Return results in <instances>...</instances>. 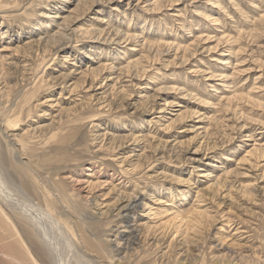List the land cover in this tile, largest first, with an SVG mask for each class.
I'll return each instance as SVG.
<instances>
[{"label": "rangeland", "instance_id": "obj_1", "mask_svg": "<svg viewBox=\"0 0 264 264\" xmlns=\"http://www.w3.org/2000/svg\"><path fill=\"white\" fill-rule=\"evenodd\" d=\"M254 145L264 0H0V264H264Z\"/></svg>", "mask_w": 264, "mask_h": 264}, {"label": "bare ground", "instance_id": "obj_2", "mask_svg": "<svg viewBox=\"0 0 264 264\" xmlns=\"http://www.w3.org/2000/svg\"><path fill=\"white\" fill-rule=\"evenodd\" d=\"M64 1H67V0H64ZM50 15V14H49ZM52 17H59L58 16V14H54V16H52ZM219 78V77H218ZM257 133H259V130H258V132ZM254 150H256V151H258V150H262V153L264 154V149H261V146H258V147H256L255 145H254ZM252 148V149H253ZM252 152V151H251ZM250 154V153H249ZM248 154V155H249ZM261 158H263V156L261 157ZM262 159H260V161H261ZM256 163H255V165L254 166H257L260 162L258 161H255ZM0 180H1V177H0ZM2 181V180H1ZM1 181H0V204L1 205H3L5 208H7L8 210H17L18 209V207H22L23 206V203L21 204L22 206H18V203L17 202H19V201H13L14 199L13 198H15V197H13L12 198V200H10V197H8L7 196V194H6V189H3V188H5L4 187V184H2L1 183ZM3 182V181H2ZM3 185V186H2ZM9 193V192H8ZM8 195H10V194H8ZM24 196V195H23ZM24 198H27L26 197V195L24 196ZM132 199V198H131ZM130 199V200H131ZM135 200L136 199H132V201L131 202H129V203H125L126 205H123L122 206V210H123V212H125V211H127V209H130V208H133V206L135 205ZM12 201V202H11ZM128 201V200H127ZM19 204H20V202H19ZM26 204V203H25ZM24 204V205H25ZM15 205H17L18 207H16ZM28 206V205H27ZM29 207V206H28ZM28 207H27V209H28ZM136 207V206H135ZM25 210H26V208L25 207H23ZM31 209V208H30ZM30 209H28V210H26V211H22L23 212V216L27 219V223L29 222V223H31V225H32V227L34 228V230L32 231V234L34 233V235H35V237H36V239L37 240H40L41 242H42V244H44V245H46V247L48 248V249H50V248H52V243L51 242H53L52 241V237H50L51 238V240L48 238V235H47V233L46 234H43L44 232H47V231H43L42 229H46V228H43L44 226H42L43 224H40L41 222H40V217H39V219L37 220V218H36V215H33L32 214V211L33 210H37V211H43V213H48L47 211H46V209H43V208H40V207H36V209H32V210H30ZM19 210V209H18ZM21 211V210H20ZM19 211V212H20ZM36 211V212H37ZM11 212V211H10ZM36 212H33V213H36ZM121 212V211H120ZM42 213V212H41ZM42 213V214H43ZM45 213V214H46ZM38 214V213H37ZM49 214V213H48ZM120 214V213H119ZM40 215V214H39ZM47 215V214H46ZM22 216V217H23ZM35 216V217H34ZM42 216V215H41ZM121 216V215H120ZM125 217V216H124ZM43 220V219H42ZM43 222V221H42ZM47 222V221H46ZM10 223V222H9ZM45 223V222H44ZM11 224V223H10ZM52 224V223H51ZM55 225V224H54ZM36 227H38V229L36 228ZM47 227V226H46ZM60 227V226H59ZM58 227V228H59ZM61 228V227H60ZM32 229V228H31ZM47 230V229H46ZM60 230V229H59ZM63 230V229H62ZM43 231V232H42ZM57 231H58V229H57ZM28 232V231H27ZM50 236V235H49ZM34 237V238H35ZM55 240V239H54ZM133 241V240H132ZM55 243V242H54ZM57 246V245H56ZM54 249H55V247H54ZM50 250H53V249H50ZM71 250V249H70ZM57 251V250H56ZM50 252V251H49ZM59 252V251H58ZM54 253V252H53ZM56 253V252H55ZM57 255V254H56ZM32 256V255H31ZM56 257V256H55ZM60 257V256H59ZM28 258V257H27ZM31 258V257H30ZM26 259V258H25ZM28 260V259H27ZM26 261V260H25ZM60 261V260H59ZM16 262H18V263H23L21 260H17ZM62 263V262H61ZM85 263V262H84ZM63 264V263H62Z\"/></svg>", "mask_w": 264, "mask_h": 264}]
</instances>
